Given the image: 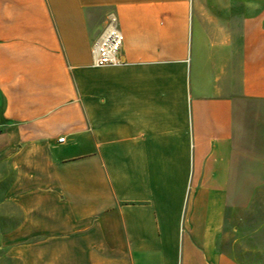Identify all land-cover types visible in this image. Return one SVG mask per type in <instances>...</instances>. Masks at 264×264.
Listing matches in <instances>:
<instances>
[{"label": "crops", "instance_id": "1", "mask_svg": "<svg viewBox=\"0 0 264 264\" xmlns=\"http://www.w3.org/2000/svg\"><path fill=\"white\" fill-rule=\"evenodd\" d=\"M110 14L121 64L95 67ZM5 178L0 257L19 264H248L264 0H0Z\"/></svg>", "mask_w": 264, "mask_h": 264}, {"label": "built area", "instance_id": "2", "mask_svg": "<svg viewBox=\"0 0 264 264\" xmlns=\"http://www.w3.org/2000/svg\"><path fill=\"white\" fill-rule=\"evenodd\" d=\"M122 43L123 35L118 28L117 19L114 14H110L105 29L92 46L93 66L105 67L120 65L119 52ZM64 141V137L58 139L59 143H63Z\"/></svg>", "mask_w": 264, "mask_h": 264}, {"label": "rangeland", "instance_id": "3", "mask_svg": "<svg viewBox=\"0 0 264 264\" xmlns=\"http://www.w3.org/2000/svg\"><path fill=\"white\" fill-rule=\"evenodd\" d=\"M8 182V178H5L0 187L4 188ZM4 190L0 191V201L4 194ZM264 204V203H263ZM260 214V219L254 226H249L244 228L240 234L244 235V240L241 244H237L239 249L242 246L245 250L243 255H240V258L247 262L248 264H264V206ZM1 216V214H0ZM6 216L3 213L4 219ZM1 222V218H0ZM10 228L9 225H0V231H4ZM234 234V233H233ZM236 245V246H237ZM241 250V249H240ZM0 264H19L17 261L0 257Z\"/></svg>", "mask_w": 264, "mask_h": 264}]
</instances>
